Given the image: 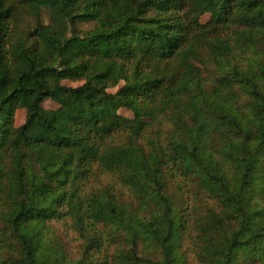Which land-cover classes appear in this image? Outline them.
<instances>
[{"label": "trees", "instance_id": "16d2710c", "mask_svg": "<svg viewBox=\"0 0 264 264\" xmlns=\"http://www.w3.org/2000/svg\"><path fill=\"white\" fill-rule=\"evenodd\" d=\"M0 264H264V0H0Z\"/></svg>", "mask_w": 264, "mask_h": 264}, {"label": "rangeland", "instance_id": "374dc122", "mask_svg": "<svg viewBox=\"0 0 264 264\" xmlns=\"http://www.w3.org/2000/svg\"><path fill=\"white\" fill-rule=\"evenodd\" d=\"M43 21L45 23L48 22L49 20V16H48V13L47 12H43ZM209 19V14H206L202 17V22L205 23L207 22ZM22 25L23 27L27 30H30L34 27L35 25V22L34 20L31 18V17H28V18H24L23 19V22H22ZM93 28V23L91 22H80L77 24V29L80 30V31H86V30H89ZM201 69H202V78H204L205 80H209L210 83H213L214 80L217 82L219 76H222L223 73L221 72L220 69H218L216 66L214 65H209L208 67L207 66H201ZM62 83L64 85H67V86H78L80 85L82 82L81 81H71V80H64L62 81ZM206 86L210 87L211 84H209L208 82H206ZM123 85V82H120L119 85L115 88H111L109 89L110 92H115L119 87H121ZM243 102V100H242ZM43 106L45 108H56L58 107V104L54 101H52L51 99H46L44 102H43ZM119 113L124 116V117H127V118H132L133 117V113L128 110V109H120L119 110ZM25 116H26V112L24 109H18L16 112H15V125L16 126H20L24 120H25Z\"/></svg>", "mask_w": 264, "mask_h": 264}]
</instances>
